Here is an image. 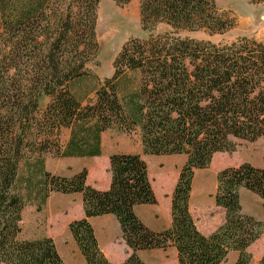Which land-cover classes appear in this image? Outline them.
<instances>
[{"label":"trees","instance_id":"1","mask_svg":"<svg viewBox=\"0 0 264 264\" xmlns=\"http://www.w3.org/2000/svg\"><path fill=\"white\" fill-rule=\"evenodd\" d=\"M98 4L0 0V264H65L52 239L23 237L26 204L34 200L40 208L53 193L81 195L84 217L70 222L68 232L84 264H111L88 222L103 215L116 218L130 250L120 264H144L138 253L169 247L177 264H221L230 253L237 254L233 264H249L248 248L262 235L264 215L260 221L245 214L240 191L256 195L264 211V171L244 162L216 174L213 203L224 210V223L208 236L198 231L189 202L195 172L207 169L215 154L264 138V44L245 37L226 44L179 38V31L231 29L214 0H139L142 30L164 25L169 32L127 41L111 77L98 83L85 70L97 50ZM88 79L98 83L92 101L77 93ZM107 131L136 132L143 155L185 158L168 228L152 231L135 215L136 207L156 204L138 154L109 156L105 191L87 185L85 168L69 177L45 170L47 156H101Z\"/></svg>","mask_w":264,"mask_h":264},{"label":"rangeland","instance_id":"2","mask_svg":"<svg viewBox=\"0 0 264 264\" xmlns=\"http://www.w3.org/2000/svg\"><path fill=\"white\" fill-rule=\"evenodd\" d=\"M218 12L232 22V27L220 35H209L204 31L188 32L179 31L177 36L181 39L191 38L195 40L209 41L213 44H226L237 38L245 37L260 41L264 44V3H254L251 0H214ZM263 24V25H262ZM169 29L164 25L157 26L150 32H144L140 26L139 0H130L123 6L116 5L112 0H99L96 9L95 41L97 50L85 65L86 73L96 77L98 83L110 78L113 73V61L123 45L131 39H147L150 35L159 36L168 33ZM92 80H84L79 83L77 93L85 96V100H94V91L97 84ZM83 99V100H84ZM47 100L40 102L44 107ZM41 108V109H42ZM68 137V131L63 130L60 135V143L63 145ZM105 152H130L140 155L147 167L148 179L154 196L158 201L157 206H143L141 214L145 224L152 229H160L167 224L169 218L168 198L171 197L177 181L178 173L185 162L181 156H147L143 155L140 138L136 132L126 134L116 131H107L103 134ZM250 163L254 167L264 171V138L252 143L237 142L233 152L215 154L207 169L196 171L192 184L193 206L209 208L214 206L213 195L215 193L216 174L228 167H237L242 163ZM102 163V162H101ZM99 164H93L86 159H65L50 157L49 166L52 170H61L70 173L78 170L84 164L89 170H93V177L101 186L106 179V171ZM24 166L20 167V175L24 174ZM165 180V181H164ZM240 202L243 212L254 218H262L264 211L261 200L253 193L241 190ZM37 201H29L22 214V231L25 239L36 238L49 231H56L63 220L67 218L62 213L67 206L66 201L49 202L38 208ZM158 215L156 218L155 216ZM205 232V228L200 226ZM202 231V232H203ZM73 243V242H72ZM58 254L65 264H84L75 243L71 244L66 238L58 237L54 241ZM251 257L249 264H257L264 255V230L259 240L248 248ZM144 264H177L176 251L172 247L165 251L141 253L139 256ZM236 253H230L221 264H233Z\"/></svg>","mask_w":264,"mask_h":264},{"label":"crops","instance_id":"3","mask_svg":"<svg viewBox=\"0 0 264 264\" xmlns=\"http://www.w3.org/2000/svg\"><path fill=\"white\" fill-rule=\"evenodd\" d=\"M114 153L135 154V153H130V152H111L107 154L104 149L103 134H102L101 136V156L93 157V158H63L60 160L62 161L65 159H77V160H83L85 162L86 159H89L90 161H92L93 164H99L102 162L100 165H98V167H102V169L105 170L107 173V170L109 167L108 158L111 154H114ZM49 160H50L49 156H47L44 159V168L47 172H50L55 175L69 177L73 175L74 173L80 171L81 169L85 168L87 170V178H86L87 185L93 187L96 190H100V191H105L109 187V183H110L109 173H107L104 183H100L102 185L98 186L97 185L98 182L93 177H91L93 170H89L85 164L82 167H80L78 170H74L66 174V173H63L59 169L52 170L49 166ZM191 194H192V189H191ZM191 194H190V202H189V211L195 220V224H196L198 231L201 234L208 236L224 223V210L219 207H216L215 205L209 208L193 206ZM240 194H241V191H240ZM52 199H54V201H59V202L66 201L67 202V206L65 207V210H63L62 212L66 214L67 218L62 221V223L60 224L59 228L56 231L54 230L49 231L48 233L42 234L41 236L50 238L53 240V242L55 241L56 238L63 237V238H66L68 242L73 244L74 241L70 233L68 232V224L74 220H79L84 217L81 195L80 194L62 195L58 193H53L47 198L46 207L49 206V202ZM157 205H158V201L156 199V204L151 205V206H157ZM168 205H169V210H168V214H169L170 198H168ZM143 206H148V205L138 206L134 209V212H135V215L144 223V225L148 227L145 224L144 219L142 218L141 214L139 213V210L140 212L142 211ZM242 211H243V207H242ZM155 217L157 218L158 215H156ZM262 219L263 217L258 218L257 220L261 221ZM88 222L90 226L92 227L96 242L100 250L106 257V259L111 264L122 263L127 258L128 254L130 253V250L127 248V246L124 244L121 238L120 228H119V224L116 218L112 215H103V216H98V217H92L88 219ZM169 225H170V215H169V218L167 219V224L162 226V228L160 229H152L149 227L148 228L152 231L158 232V231L168 228ZM200 226L205 228V232L203 230H202L203 232L200 230L201 229ZM155 251L157 252V250H151V251H146V252H155ZM146 252H140L138 253V255L141 256V253H146Z\"/></svg>","mask_w":264,"mask_h":264},{"label":"bare ground","instance_id":"4","mask_svg":"<svg viewBox=\"0 0 264 264\" xmlns=\"http://www.w3.org/2000/svg\"><path fill=\"white\" fill-rule=\"evenodd\" d=\"M263 25V24H262Z\"/></svg>","mask_w":264,"mask_h":264}]
</instances>
